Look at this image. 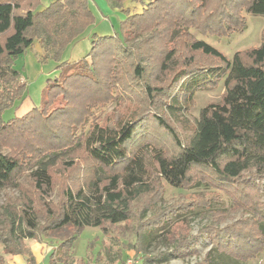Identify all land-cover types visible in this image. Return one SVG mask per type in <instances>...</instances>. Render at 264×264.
Wrapping results in <instances>:
<instances>
[{"label": "trees", "instance_id": "1", "mask_svg": "<svg viewBox=\"0 0 264 264\" xmlns=\"http://www.w3.org/2000/svg\"><path fill=\"white\" fill-rule=\"evenodd\" d=\"M90 1L46 0L42 5V0H0V190L14 187L22 192L15 199L8 196V205L0 206V225L5 230V234L0 232L3 249L9 256H22L25 264H38L27 240L55 237L57 246L51 247L42 264H71V248L81 229L95 226L106 235L107 224L115 225L130 217L133 201L149 190L148 183L131 168L138 162L135 151L148 143L143 142L130 155L126 145L148 110L118 126L92 123V114L113 100L114 94L119 95L117 88L127 92L130 85L122 82L125 77L152 98L154 91L144 79L146 62L155 63L159 71L174 69L173 57L185 53L183 67L162 97L164 105L181 109L178 95L170 93L183 91V98L195 86L212 82L211 78H223L224 90L218 102L201 108L185 143L163 117H152L178 145L172 154L156 148L159 153L152 166L169 186L209 184L229 192L235 205L250 213V217L237 219L222 230L215 227L213 248L192 264L255 261L264 249V209L245 191L243 180L256 184L264 179V25L260 45L236 51L232 58L204 39L193 37L191 30L217 36L240 32L245 26L242 11L264 17V0H149L141 13L132 14L122 9L124 0H112L113 6L124 13L117 31L94 36L84 57L61 61L60 73L43 88L40 103L22 116L2 121V114L15 110L27 94L22 74L13 66L15 60L38 42L43 61H60L67 47L94 23ZM234 2L237 6L230 13ZM180 37L188 51L177 50L175 44ZM196 57H201L200 63ZM200 68L203 72L198 75ZM2 140L12 142L10 151L2 152ZM74 142L107 175H91L76 189L66 186L63 201L53 212L45 203L37 205L32 193L42 197L51 191L53 167L63 152L59 150ZM47 146L50 149L46 154ZM28 165L33 192L25 195L19 177ZM90 169L92 174V164ZM40 216L43 223H39ZM167 219L147 222L139 240L151 239L154 228H165ZM166 234L171 242L175 233L170 225ZM184 242L186 239L171 244L166 241V250L155 255L141 246H130L131 257L137 261L136 252L140 250L143 254L138 264H160L167 259L168 248L175 253L187 248ZM100 254L97 251L96 264H126L122 251L118 248L114 252L112 244ZM0 264L13 263L0 255Z\"/></svg>", "mask_w": 264, "mask_h": 264}, {"label": "rangeland", "instance_id": "2", "mask_svg": "<svg viewBox=\"0 0 264 264\" xmlns=\"http://www.w3.org/2000/svg\"><path fill=\"white\" fill-rule=\"evenodd\" d=\"M96 1L99 4L97 6L98 10L104 13L109 19L110 29L113 32L117 31L119 20L122 19L121 15L124 13L115 11V8H106L105 0ZM107 1L113 5L112 0ZM131 1L139 2V0ZM141 1L145 3L140 4L139 2L141 6L140 10H137V8L133 6L126 7V9L123 10H128L130 14L141 13L149 0ZM44 4H46V0H42V5ZM236 6L234 2L229 9L230 13ZM242 13L245 19V26L240 32L217 36L212 34L202 35L195 30H191L192 36L202 38L209 42L228 58H232L236 51L250 47H258L261 42L260 37L264 25V17L262 14L257 13L243 11ZM99 34L101 35L104 33ZM86 35L87 36L83 40H80L78 45L75 46L71 54L67 53L65 57H80L87 50L84 43L89 45L87 52L90 51L91 41L94 36H96L95 30L89 29ZM35 43L36 44L33 45L34 50L31 46V52L25 54L27 50L24 51L13 64L14 68L22 74L21 81L26 83L27 98L23 100L16 113H14V109H8L2 114L1 119L4 122L14 115H18V112H22L26 107L30 108L34 106L31 102L39 104L43 88L58 77L60 73L58 65L61 61H64L65 58L58 62L51 58L43 61L41 59L42 53L39 48V43ZM175 46L177 50L182 52L185 51V41L181 37L177 39ZM36 49H40V52ZM178 53L180 52L178 51ZM183 54L185 53H181L178 57H173L172 62H175L176 65L174 69L167 68L164 71H159L155 67V63L146 62L147 69L144 79L151 86L152 91H154L152 98L143 93L139 84H133L131 81L132 79L125 77L122 78V82L130 85L127 92H122L120 88H117L119 95L116 96V94H114L112 97L113 100H108L103 106H99L100 108L96 109L92 114V123L98 121L104 125L118 126L125 120H133L138 115L144 113L146 109L148 110L144 117L143 115L141 116L143 117L141 127L135 130L131 136L132 140L127 143L126 146H129V154V152L134 153V150L137 149L140 144H143V142L148 143L146 146L140 147L135 151L133 155L138 162L137 164L132 163L131 168L134 172H138L144 179L143 181L148 183L149 190L133 201L131 205V214L128 219L115 225H106L109 229V233L106 235H103L101 230L95 226L81 229L71 248V253L74 256L71 264H96L95 257H97V251L101 253L100 255L102 256L103 252L106 251V247L111 244L113 245L114 252L118 248L122 251L123 257L126 259V264H138L140 262L139 257L142 256L143 252L137 250L135 257L137 261H134L131 257L133 249L130 246H134L135 248H140L141 246V248L149 254L155 255L160 251L166 250L167 244L174 243L180 239H186L183 245L187 248L182 249L181 253H175L172 248H168L169 254L167 259L160 264H192L196 260L202 259L207 251L213 248L212 238L214 237L213 233L216 229L215 227L222 230L234 223L237 219L250 217V213L238 207L239 205H235V202L228 194L229 192L201 182H192L190 185L187 184L188 186L184 188L169 186L159 178L157 169L152 166L155 155L159 153L156 148H161L164 152L172 154L177 152L178 147L175 140L167 135V132L161 129L152 117L157 115L163 117L177 132L176 134L179 140L185 143L194 131L201 108L208 103L218 102L224 90L223 78H219L218 80L211 78L212 82L206 81L208 82L206 84H200L198 82L200 85L195 86V89L189 94H184L183 98L181 97L184 93L183 91L170 93V95H178L179 104H177L181 106V109H173L164 105V98L162 97L167 95L169 84L175 76V73L183 67L182 64L185 60V57H182ZM63 55L62 53L61 58ZM200 58L201 57H196L199 63L201 61ZM214 63L217 64V62ZM167 65L169 66L172 64L168 62ZM202 72L203 70L200 68L197 74L200 75ZM124 73H127V71L125 70ZM160 90H163L162 94L158 93ZM87 126L88 125H86V127ZM2 141L5 142L1 148L2 152L10 151L8 147L12 145V142L10 140ZM76 145L77 144L74 142L65 146L62 150H59L63 152L60 153V158L53 167L54 183L52 189L47 195L42 194V197L38 194L42 200L39 199L37 194L32 193L31 177L29 175L31 169H28L30 163H27L29 165L19 177V183L25 195H30L31 193L34 195L37 205H40L39 202L45 203L55 212L63 201V190L66 186L76 189L91 175L92 177L96 174L99 177H105L107 175V171L102 170L93 159L92 161L89 160L83 148L81 146L76 148ZM49 149L50 148L47 146L44 153L47 154ZM70 161L74 163L72 166L68 165ZM91 164L92 174L90 169ZM146 168L148 171L145 170ZM243 186L245 191L250 193L253 199L255 198L258 204L264 209V179H259L257 183L254 184L252 180L246 178L243 180ZM20 195H22L21 190L15 189L14 187L0 190V206L4 207L8 205L6 200L8 196L15 199ZM166 217L168 219L165 228H154L152 232L150 231L151 239L147 241L139 240L144 230L147 229V227H145L147 222H152V220L157 218L165 219ZM38 220L39 223L44 222L42 216H40ZM169 225L171 226L172 232L175 233L171 242L167 240L168 235L166 234ZM0 232L1 234H5V230L1 225ZM42 237L41 241H36L34 239L27 240L32 247L38 264H42L44 256L47 255L51 247L57 246V242L53 239L55 237ZM0 255L8 263L24 264L21 260L18 261L19 258L23 259L22 256L14 255V257L10 258L11 256L3 249V244H0ZM101 259L99 260L104 262V260L102 261ZM245 264H264V249L258 259Z\"/></svg>", "mask_w": 264, "mask_h": 264}, {"label": "crops", "instance_id": "3", "mask_svg": "<svg viewBox=\"0 0 264 264\" xmlns=\"http://www.w3.org/2000/svg\"><path fill=\"white\" fill-rule=\"evenodd\" d=\"M96 2V3H95ZM105 2H106V8H109V7H111L112 9L113 8H115L116 10L115 11H118V12H121L120 11V9L119 8H117V7H114L112 4H110L107 0H105ZM140 2V4H144L145 2L144 1H139ZM139 2H134V1H131V0H124L123 1V4H122V9H126V7H131V6H133V7H136L137 8V10H140V8H141V6L139 5ZM99 4H98V2L95 0V1H90V4H89V7H90V9H91V11H92V13H93V15H94V23L90 26V28L89 29H94L95 30V34L96 35H100L99 33H104V34H101L100 36H103V35H110V34H112L113 33V31L110 29V25H109V19L107 18V16H105V14L104 13H102V12H100L99 10H98V6ZM121 17H123V14L121 15ZM88 29V30H89ZM87 33V32H86ZM86 33H84L83 35H81L80 37H78L73 43H71L68 47H67V49L63 52V57L61 58V60L63 59V58H65L64 59V61H68V62H71V61H75V60H78V59H80V58H82V57H84L88 52V49H89V45H87V43H84L85 44V47H86V51L80 56V57H77V58H71V57H65V55L67 54V53H70L71 54V52H72V50H74V48H75V46H77L78 45V43H79V41L80 40H83L87 35H86ZM82 42H85V41H82ZM36 43H34L33 45H35ZM40 48V47H39ZM32 49L34 50V47L32 46ZM27 50V51H26ZM25 51V54L28 52V53H30L31 51V49L30 48H28V49H26ZM38 52H40V49H36ZM30 76H31V73H30ZM25 79V78H24ZM44 87V86H43ZM27 98V96L24 98V100ZM23 102V101H22ZM22 102L20 103V105L22 104ZM30 102H31V100H30ZM31 104H33L34 106H36V105H38V104H35V103H33V102H31ZM30 104V105H31ZM20 105L15 109V112L14 113H16V111H17V109L20 107ZM34 106H32V107H26L24 110H22V112H18L19 114L18 115H15V116H22L23 114H25L26 112H28L31 108H33ZM12 257H14V256H11L10 258H12ZM17 258V257H16ZM19 258V257H18ZM16 260V259H15ZM19 260H21L22 262H24V264H25V261H24V259H18V261ZM17 261V262H18Z\"/></svg>", "mask_w": 264, "mask_h": 264}]
</instances>
